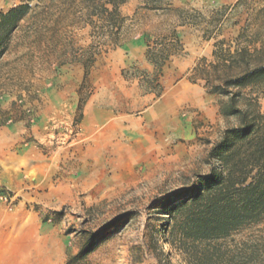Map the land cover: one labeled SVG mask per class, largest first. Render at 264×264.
<instances>
[{"label": "rangeland", "instance_id": "374dc122", "mask_svg": "<svg viewBox=\"0 0 264 264\" xmlns=\"http://www.w3.org/2000/svg\"><path fill=\"white\" fill-rule=\"evenodd\" d=\"M170 1L206 18L221 15L223 27L207 40L191 26L177 29L183 50L163 67L159 95L147 82L153 71L137 34L160 19L131 20L140 0L120 8L128 41L118 48L96 38L87 5L46 0L33 4L0 49V264H65L85 235L106 227L75 264H130L128 251L146 225L166 223L150 209L208 172L207 152L233 121L190 69L213 60L218 40L231 51L264 43V0ZM18 3L0 0V13ZM90 56L84 79L81 61ZM258 106L263 114L264 94ZM248 241L264 255V220L222 244ZM171 262L185 264L179 254Z\"/></svg>", "mask_w": 264, "mask_h": 264}, {"label": "trees", "instance_id": "16d2710c", "mask_svg": "<svg viewBox=\"0 0 264 264\" xmlns=\"http://www.w3.org/2000/svg\"><path fill=\"white\" fill-rule=\"evenodd\" d=\"M18 1L0 13V49L33 10V4L46 0ZM71 1L87 5L85 21L97 39H106L103 44L115 49L128 41L124 36L128 20L120 11L128 0ZM139 14L160 19L137 34L143 37L146 62L153 71L151 78L145 76L150 78L151 92L158 89L157 95L161 93L158 79L163 67L183 50L177 28L191 26L207 40L219 37L223 27L221 15L206 18L196 9L174 7L170 0H140L130 19ZM225 43L224 39L214 43L213 60L207 63L201 59L190 69V79L202 81L208 93L220 98V115L232 120L233 125L207 152L204 161L208 172L195 174L187 186L173 192L169 199H159L150 209L165 215L166 223H159L160 217L155 219L157 223L146 225L141 241L128 251L130 264H146L148 260H152L148 264H172L171 257L177 254L185 264H264L263 248L256 243L239 242L227 248L222 244L237 230L264 220V113L258 106L259 95L264 94V43L259 47L252 43L251 48L237 44L233 51L230 46L224 47ZM91 59L81 61L84 79ZM247 89L258 90L259 94L251 97L244 93ZM107 228L85 235L76 254L67 257L65 264L84 260Z\"/></svg>", "mask_w": 264, "mask_h": 264}, {"label": "crops", "instance_id": "0c3cea01", "mask_svg": "<svg viewBox=\"0 0 264 264\" xmlns=\"http://www.w3.org/2000/svg\"><path fill=\"white\" fill-rule=\"evenodd\" d=\"M179 28H184V27H179ZM177 29H178V28H177ZM139 37H141V36H139ZM142 40H143V37H142ZM143 44H144V42H143ZM144 46H145V45H144ZM143 55H144V60H145L146 66L152 69V67L146 62L145 51H144ZM174 57H176V56H174ZM172 58H173V57H172ZM213 110H214V108H213ZM210 111H212V107H209V108H208V113H209ZM206 117H207V116H206Z\"/></svg>", "mask_w": 264, "mask_h": 264}]
</instances>
